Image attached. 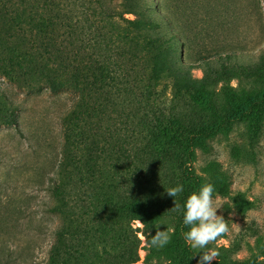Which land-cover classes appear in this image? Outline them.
<instances>
[{"label":"trees","instance_id":"trees-1","mask_svg":"<svg viewBox=\"0 0 264 264\" xmlns=\"http://www.w3.org/2000/svg\"><path fill=\"white\" fill-rule=\"evenodd\" d=\"M151 11L144 0H0V76L27 94L42 90L75 94L60 117V158L56 178L48 187L53 202L47 211L61 222L53 231L43 264H98L93 248H81L85 229L96 219L113 231L117 225L130 227L132 220L151 224L165 218L173 228L168 264H196L200 250L186 243L182 215L172 210L173 199L182 203L203 184L187 165L190 150L204 148L206 135L232 121L247 115L264 117V95L244 104L227 97L221 107L209 91L212 84L228 78L263 80L264 51L252 64L231 62L234 53L221 51L211 55L213 61L204 58V66L179 61L172 41L175 35H166ZM94 19L108 26L106 34L100 28L91 34ZM98 32L99 40L94 37ZM102 32L106 44L100 40ZM115 38L118 48L111 49L109 42ZM89 40L97 48L93 52L87 49ZM81 53L86 58L82 64H69V58ZM128 53L130 69L122 72L115 55L122 59ZM194 69L202 75L194 76ZM98 76L102 98L89 102L90 93L101 87L96 83ZM128 80L132 95L126 108L113 96ZM183 95L190 100L181 103ZM17 109V103L0 88V125L14 124ZM99 115L116 125L107 129L101 146L81 124ZM118 130L123 132L121 137ZM177 183L185 190L172 198L166 190ZM110 238L116 239L115 234ZM133 238V244L123 239L119 251L105 250L100 264L134 262L138 256L132 245L136 248L139 239ZM212 264L262 262L233 261L223 253Z\"/></svg>","mask_w":264,"mask_h":264},{"label":"rangeland","instance_id":"rangeland-1","mask_svg":"<svg viewBox=\"0 0 264 264\" xmlns=\"http://www.w3.org/2000/svg\"><path fill=\"white\" fill-rule=\"evenodd\" d=\"M144 2L151 6V16L161 23L166 35H175L172 41L179 61L204 66V58L213 61L211 55L221 51L234 53L231 62L252 64L257 61L259 52L264 51V0ZM123 16L133 17L132 14ZM116 19L122 24V20ZM94 20L91 34L96 32V28L104 32L108 30L103 22ZM89 37L91 39V35ZM94 37L99 40L100 32ZM100 40L106 44L104 34ZM92 43L89 40V52L97 49ZM117 43L119 40L116 38L110 41V48L117 49ZM125 49L130 48L126 46ZM115 56L122 65V72L130 69L129 53L122 59L119 54ZM83 58L86 59L84 53L75 54L68 62L77 66L82 64ZM192 74L200 77L202 72L194 69ZM127 78L131 79L130 76ZM96 83L101 85L99 76ZM131 87L132 82L128 80L113 89V97L123 101L126 108L129 107L126 101L132 95ZM0 88L18 107L17 121L12 125H0V264H43L53 231L61 222L56 214L47 211L53 202L48 187L56 178L60 158V117L71 105L75 94L48 90L27 94L1 76ZM103 91L101 85L90 93L87 100H100ZM168 91L169 86L165 92L167 97L170 95ZM209 91L221 107L227 97L244 104L245 100L264 95V79L253 82L241 77L228 78L212 84ZM189 100L188 95H183L181 103ZM81 124L85 125L83 129L86 133H90V139L93 137L99 146L104 144L103 136L107 129L116 126L110 118L100 115L87 117ZM118 131V137H121L123 132ZM204 144V148H191L187 165L202 178L203 184L210 182L214 185L213 198L221 206L218 214L223 216L227 226V231L209 242L208 247L218 250L219 255L228 254L233 261L252 258L264 264V117L247 115L232 121L225 129L206 135ZM103 224V220L96 219L86 228L81 245L82 249L93 248V259L98 257V264L105 250L119 251L123 239L133 244L135 235L139 244L136 248L132 245V249H136L138 258L131 264L170 262L168 244L150 247L145 243L148 231L154 234L155 225L171 236L173 228L170 219L151 224L132 220L130 227L117 225L113 231L104 229ZM113 233L114 240L110 238Z\"/></svg>","mask_w":264,"mask_h":264},{"label":"clouds","instance_id":"clouds-1","mask_svg":"<svg viewBox=\"0 0 264 264\" xmlns=\"http://www.w3.org/2000/svg\"><path fill=\"white\" fill-rule=\"evenodd\" d=\"M184 185L177 183L170 186L166 192L174 198L184 192ZM215 191L212 183H205L193 189L180 203L173 199L174 206L172 210L182 215V223L186 226L184 239L189 247L200 250L196 264H212L219 255L215 248L207 247L209 242L214 241L220 234L227 231L225 219L218 214L219 204L214 201L213 193ZM159 225L154 234L148 231L145 243L150 247H164L171 239L168 231L160 230ZM196 254L192 255L195 256Z\"/></svg>","mask_w":264,"mask_h":264}]
</instances>
